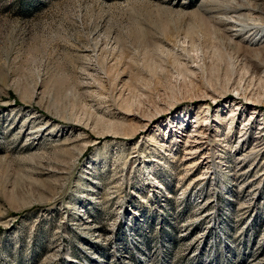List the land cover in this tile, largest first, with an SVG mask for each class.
Here are the masks:
<instances>
[{"label":"rangeland","instance_id":"374dc122","mask_svg":"<svg viewBox=\"0 0 264 264\" xmlns=\"http://www.w3.org/2000/svg\"><path fill=\"white\" fill-rule=\"evenodd\" d=\"M0 264H264V0H0Z\"/></svg>","mask_w":264,"mask_h":264}]
</instances>
